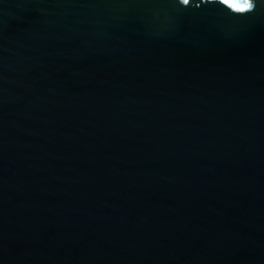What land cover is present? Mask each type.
Returning <instances> with one entry per match:
<instances>
[{
    "label": "water",
    "instance_id": "1",
    "mask_svg": "<svg viewBox=\"0 0 264 264\" xmlns=\"http://www.w3.org/2000/svg\"><path fill=\"white\" fill-rule=\"evenodd\" d=\"M0 264H264V0H0Z\"/></svg>",
    "mask_w": 264,
    "mask_h": 264
},
{
    "label": "snow or ice",
    "instance_id": "2",
    "mask_svg": "<svg viewBox=\"0 0 264 264\" xmlns=\"http://www.w3.org/2000/svg\"><path fill=\"white\" fill-rule=\"evenodd\" d=\"M188 2V0H185V3H187ZM247 7H250L251 5H246Z\"/></svg>",
    "mask_w": 264,
    "mask_h": 264
}]
</instances>
